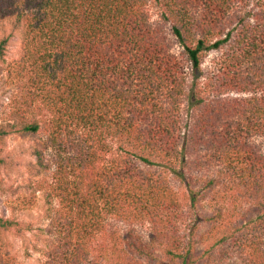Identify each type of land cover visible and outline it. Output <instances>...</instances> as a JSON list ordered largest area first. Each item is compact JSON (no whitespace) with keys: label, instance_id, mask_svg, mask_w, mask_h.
Segmentation results:
<instances>
[{"label":"trees","instance_id":"obj_1","mask_svg":"<svg viewBox=\"0 0 264 264\" xmlns=\"http://www.w3.org/2000/svg\"><path fill=\"white\" fill-rule=\"evenodd\" d=\"M15 34L0 169L30 143L44 264H264V0H0V62Z\"/></svg>","mask_w":264,"mask_h":264},{"label":"rangeland","instance_id":"obj_2","mask_svg":"<svg viewBox=\"0 0 264 264\" xmlns=\"http://www.w3.org/2000/svg\"><path fill=\"white\" fill-rule=\"evenodd\" d=\"M155 18L154 15L153 19ZM21 44L19 34H15L9 43L4 61L0 62V72L3 78L0 82V126L7 122L14 123V113L19 107L15 104V100L21 98L19 87L27 81V79L17 78L13 70L15 61L20 57ZM173 50L177 52L178 48L175 47ZM218 55L217 52H210L203 60V67H210ZM10 70L11 74L8 73ZM29 144L15 135L9 136L6 140L5 154L7 152L19 156H14L13 166L0 169V215L16 221L24 234L23 237L19 235L10 237L13 244L14 264H44L45 262L43 254L48 238L46 234L48 220L44 214L47 206L40 189L36 187L38 178L29 176L28 165L34 161V158L29 153L22 154L23 149L26 150ZM257 144L261 145L264 150L263 139H258ZM52 171L53 169L46 174L49 191L52 187ZM54 204L56 205L57 202L53 201ZM240 209L242 213H245L254 207L251 203H241ZM28 226L32 228L27 229ZM117 227L123 229L119 225ZM136 230L145 238L148 237L147 225ZM261 249L264 250V244ZM107 264L111 263L108 261Z\"/></svg>","mask_w":264,"mask_h":264}]
</instances>
